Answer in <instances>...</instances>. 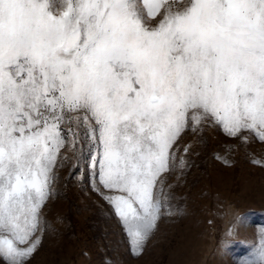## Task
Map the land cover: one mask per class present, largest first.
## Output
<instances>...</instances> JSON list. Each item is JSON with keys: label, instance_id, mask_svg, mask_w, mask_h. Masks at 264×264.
<instances>
[{"label": "snow or ice", "instance_id": "snow-or-ice-1", "mask_svg": "<svg viewBox=\"0 0 264 264\" xmlns=\"http://www.w3.org/2000/svg\"><path fill=\"white\" fill-rule=\"evenodd\" d=\"M0 0V258L27 264L61 149L139 251L174 145L204 122L264 141V0ZM244 264H264V245Z\"/></svg>", "mask_w": 264, "mask_h": 264}, {"label": "rangeland", "instance_id": "rangeland-1", "mask_svg": "<svg viewBox=\"0 0 264 264\" xmlns=\"http://www.w3.org/2000/svg\"><path fill=\"white\" fill-rule=\"evenodd\" d=\"M186 4L188 0H183ZM53 4L54 14L64 9ZM174 145L156 195L161 215L139 251L106 189L76 150L61 149L41 209L38 250L27 264H244L264 245V141L204 122ZM0 264L6 261L0 258Z\"/></svg>", "mask_w": 264, "mask_h": 264}]
</instances>
